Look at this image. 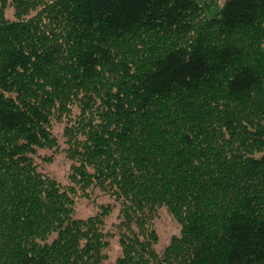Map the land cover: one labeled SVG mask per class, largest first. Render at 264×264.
I'll return each instance as SVG.
<instances>
[{
  "label": "trees",
  "instance_id": "1",
  "mask_svg": "<svg viewBox=\"0 0 264 264\" xmlns=\"http://www.w3.org/2000/svg\"><path fill=\"white\" fill-rule=\"evenodd\" d=\"M91 189L114 233L74 217ZM112 235L113 264H264V0H0V264H104Z\"/></svg>",
  "mask_w": 264,
  "mask_h": 264
},
{
  "label": "rangeland",
  "instance_id": "2",
  "mask_svg": "<svg viewBox=\"0 0 264 264\" xmlns=\"http://www.w3.org/2000/svg\"><path fill=\"white\" fill-rule=\"evenodd\" d=\"M225 1L226 0H217L220 5ZM5 15L8 18H12V9L8 8L5 11ZM63 126L64 123H57L54 125L53 129L54 134L58 137L60 147L63 140L61 137ZM38 154L39 156L35 159L41 171L53 176L63 185L70 184L67 176L70 172L71 162L65 157V154L62 151L53 153L50 150L39 149ZM44 158L51 159L47 160ZM74 203L75 218L84 219L102 213L104 217L103 230L105 232L114 233L115 224L119 221L118 216L120 206L117 201L107 194H103L98 189H91L88 197L75 196ZM105 207H108V209H105ZM153 228L157 233V241L154 244V248L158 253L163 252L165 247L169 244L172 235H179L180 232L178 223L164 207L157 210ZM109 242L110 245L107 249V257L104 260V264H113L121 253V247L116 235L109 236Z\"/></svg>",
  "mask_w": 264,
  "mask_h": 264
}]
</instances>
